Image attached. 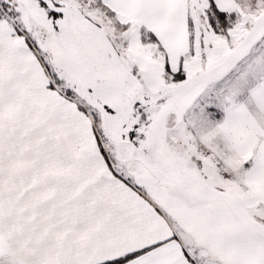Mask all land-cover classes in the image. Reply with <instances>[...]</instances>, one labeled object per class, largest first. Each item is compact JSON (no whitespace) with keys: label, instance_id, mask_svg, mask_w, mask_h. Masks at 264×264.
I'll list each match as a JSON object with an SVG mask.
<instances>
[{"label":"snow or ice","instance_id":"1","mask_svg":"<svg viewBox=\"0 0 264 264\" xmlns=\"http://www.w3.org/2000/svg\"><path fill=\"white\" fill-rule=\"evenodd\" d=\"M0 264H264V0H0Z\"/></svg>","mask_w":264,"mask_h":264}]
</instances>
